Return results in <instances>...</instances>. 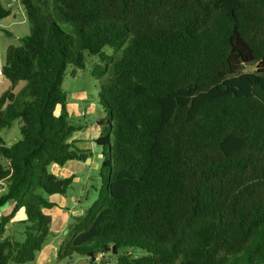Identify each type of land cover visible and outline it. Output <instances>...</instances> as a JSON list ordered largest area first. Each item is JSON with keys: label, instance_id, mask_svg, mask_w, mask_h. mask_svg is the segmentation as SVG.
<instances>
[{"label": "trees", "instance_id": "1", "mask_svg": "<svg viewBox=\"0 0 264 264\" xmlns=\"http://www.w3.org/2000/svg\"><path fill=\"white\" fill-rule=\"evenodd\" d=\"M22 4L31 33L2 70L12 86L0 132L20 121L22 138L0 135V210L14 203L0 219V264L37 261L52 236L44 210L74 180L50 168L87 158L73 149L84 126L63 87L87 55L99 58L91 74L106 113L102 183L58 261L264 264V0ZM11 15L0 0V21ZM22 211L19 242L7 233Z\"/></svg>", "mask_w": 264, "mask_h": 264}, {"label": "rangeland", "instance_id": "2", "mask_svg": "<svg viewBox=\"0 0 264 264\" xmlns=\"http://www.w3.org/2000/svg\"><path fill=\"white\" fill-rule=\"evenodd\" d=\"M2 3L5 6L8 4H12V7H7L13 11V15H16V19L14 16H10L5 19L1 25L6 28V30L10 34H2V45H5V48L10 46H19L21 44V39L31 33V24L29 20H27V15L25 8L22 4V0H16L15 3L12 0H2ZM18 11L21 13L18 14ZM25 19V25H22V21ZM112 53V51H109ZM5 62V55H4ZM99 62L98 57L86 56L85 60V68L77 69L74 71L73 67L68 68V72L65 76V80L63 83V87L68 94V103L67 110L71 109L72 105H81L82 108L87 109L91 108V111L88 114H78L72 115L70 120L74 124L84 125L85 127L88 125H97L101 118H106V113L104 107L101 105L100 98V81L99 79L92 76L91 71L96 63ZM8 87L11 85V82L7 80ZM25 86V82H21L15 92H19ZM11 88V87H10ZM9 88V89H10ZM4 87H0V97L4 94ZM7 90V89H5ZM85 96V98L81 99L80 97ZM60 109H58V112ZM70 114V113H69ZM0 135L8 142V144H13L17 140L22 138L21 129H20V121L14 122L13 126L10 129H5L0 132ZM101 149L98 148L96 154H100ZM52 167V166H51ZM50 171L52 172L51 168ZM87 175L79 176V180L73 184V186L69 189L68 198L70 200V204L72 205V198L79 199L82 203V209L89 208L93 202L97 199L98 194L95 189V186L100 182H102V176L100 171H94L90 173L88 179ZM13 208V206H12ZM11 208V210H12ZM7 208V211L4 210V215L6 216L11 212ZM25 214L22 211L21 216L18 215V220L14 222V224L10 225L8 228V235H13L19 242L25 241V235L23 234V228L17 222L22 220ZM71 225V224H70ZM69 225V226H70ZM57 240L55 241V244ZM138 255L141 253L138 251ZM89 257L74 255L72 259H68L66 261L60 262L54 261L51 264H88ZM35 264V263H32Z\"/></svg>", "mask_w": 264, "mask_h": 264}, {"label": "crops", "instance_id": "3", "mask_svg": "<svg viewBox=\"0 0 264 264\" xmlns=\"http://www.w3.org/2000/svg\"><path fill=\"white\" fill-rule=\"evenodd\" d=\"M15 1L16 0H12L13 3H15ZM2 5L6 8L12 7L11 6L12 4H8V6H5L2 3ZM20 13L21 12L18 11V14ZM12 16H14V18L16 19V15H13V11H12ZM4 20L0 21V87H4L3 91L6 92L9 90L12 84L8 87L7 85L8 79L2 73L3 67L6 62L7 50L9 48V47L5 48V45H2V39H3L2 34L3 33L10 34L6 30V28H4L1 25V23ZM25 23L26 21L24 19L22 21V25H25ZM4 55H5V62H4ZM80 98L83 99L85 98V96H82ZM90 111L91 108L84 109L80 104L79 105L73 104L71 109L69 110V113L71 117L72 115L88 114ZM100 135H101V128L99 127L98 124L90 125V126L87 125L86 127L84 126L82 130L76 132L71 140L73 149L78 153L87 155V158L84 161H78V160L70 161L65 166H59L57 164H54L51 167L52 173H54L59 178H73L74 179L73 184H74L79 180V176L87 175L86 177L88 179L90 173H93L94 171H100L103 162V154L102 152H100L99 155L96 154L98 149L96 140L99 138ZM101 183L99 182L95 186V189L99 188L101 186ZM68 193L64 196L62 195L52 196L50 200L54 202L56 205L51 209L44 210L45 214L52 217V225H51L52 236L48 244L38 255L35 264H51L54 261H57L58 246L62 243L65 237V232L69 228V225L72 223L74 218L82 216L86 211V209H82V203L80 202L79 199L72 198L73 204L71 205L70 200L68 198ZM12 206H14V203L10 202L6 207V211L7 208L11 210ZM21 213L22 212L19 213L20 216ZM4 216H5L4 210L3 211L0 210V219L3 218ZM23 219L24 217L22 218V220ZM16 220H18V216L15 218V221ZM56 240H57L56 242L57 244H55Z\"/></svg>", "mask_w": 264, "mask_h": 264}, {"label": "water", "instance_id": "4", "mask_svg": "<svg viewBox=\"0 0 264 264\" xmlns=\"http://www.w3.org/2000/svg\"><path fill=\"white\" fill-rule=\"evenodd\" d=\"M91 255H92V253H91Z\"/></svg>", "mask_w": 264, "mask_h": 264}]
</instances>
